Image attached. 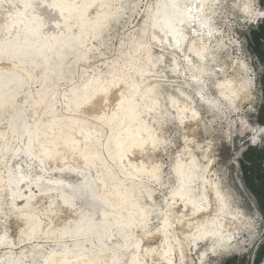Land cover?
Returning <instances> with one entry per match:
<instances>
[{
	"label": "rangeland",
	"instance_id": "rangeland-1",
	"mask_svg": "<svg viewBox=\"0 0 264 264\" xmlns=\"http://www.w3.org/2000/svg\"><path fill=\"white\" fill-rule=\"evenodd\" d=\"M161 1L0 0V264L258 262L264 0Z\"/></svg>",
	"mask_w": 264,
	"mask_h": 264
},
{
	"label": "bare ground",
	"instance_id": "bare-ground-1",
	"mask_svg": "<svg viewBox=\"0 0 264 264\" xmlns=\"http://www.w3.org/2000/svg\"><path fill=\"white\" fill-rule=\"evenodd\" d=\"M183 1L184 0H167V2H160L159 6L157 7V11L160 12V15L163 18V21L166 23L168 31L170 33V41H177L176 45L174 46H168L167 44H163L162 42L160 45L163 48H171V49H177L178 48V42L180 41L182 44L185 41L186 35L185 30L183 28V25L186 23V20L188 18V11H186L183 8ZM199 20L196 21V23L200 24ZM153 40H156L155 37L152 36ZM161 47V48H162ZM179 49V48H178ZM173 64L174 68L177 69L178 64L176 61V58L173 57ZM226 249L233 250L231 247H225Z\"/></svg>",
	"mask_w": 264,
	"mask_h": 264
},
{
	"label": "flooded vegetation",
	"instance_id": "flooded-vegetation-1",
	"mask_svg": "<svg viewBox=\"0 0 264 264\" xmlns=\"http://www.w3.org/2000/svg\"><path fill=\"white\" fill-rule=\"evenodd\" d=\"M257 14H258V18H262L264 22V12H259ZM261 43H264V39H262ZM262 52L264 53V47ZM259 128L260 129H257L259 132H257V135L253 143L250 145V147L258 148L260 150L258 153L259 157H257L256 159L259 170L257 172V180H255L256 182L255 184L257 185V190L260 191L264 200V133L262 132L263 127H259ZM230 255L233 254H228L226 256H230ZM254 261H255V256H254ZM256 264H264V247L262 248V252L259 253L258 262Z\"/></svg>",
	"mask_w": 264,
	"mask_h": 264
},
{
	"label": "built area",
	"instance_id": "built-area-1",
	"mask_svg": "<svg viewBox=\"0 0 264 264\" xmlns=\"http://www.w3.org/2000/svg\"><path fill=\"white\" fill-rule=\"evenodd\" d=\"M263 12H264V11H263ZM261 20H262L261 22H263V19H262V18H261ZM253 261H254V257H253V259H252V262H253Z\"/></svg>",
	"mask_w": 264,
	"mask_h": 264
},
{
	"label": "trees",
	"instance_id": "trees-1",
	"mask_svg": "<svg viewBox=\"0 0 264 264\" xmlns=\"http://www.w3.org/2000/svg\"><path fill=\"white\" fill-rule=\"evenodd\" d=\"M257 259V258H256Z\"/></svg>",
	"mask_w": 264,
	"mask_h": 264
}]
</instances>
